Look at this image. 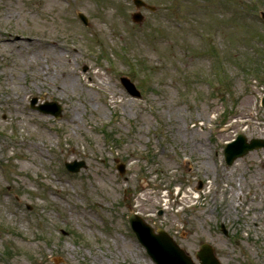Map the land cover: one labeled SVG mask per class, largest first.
Listing matches in <instances>:
<instances>
[{
    "label": "rangeland",
    "instance_id": "rangeland-1",
    "mask_svg": "<svg viewBox=\"0 0 264 264\" xmlns=\"http://www.w3.org/2000/svg\"><path fill=\"white\" fill-rule=\"evenodd\" d=\"M145 1L0 0V264H157L130 209L196 264H264V147L223 153L264 137V0Z\"/></svg>",
    "mask_w": 264,
    "mask_h": 264
},
{
    "label": "water",
    "instance_id": "water-1",
    "mask_svg": "<svg viewBox=\"0 0 264 264\" xmlns=\"http://www.w3.org/2000/svg\"><path fill=\"white\" fill-rule=\"evenodd\" d=\"M137 7L145 5L151 9L155 6L147 4L144 0H134ZM86 20L84 14H80ZM264 17V12H262ZM143 15L140 12L133 14L135 21H141ZM121 82L126 87L128 92L134 96H140L141 92L136 87L134 82L128 76H122ZM37 98H32L31 106L34 107ZM264 106V96L262 98ZM37 108L45 113H52L59 117L62 112V106L57 101H46L37 106ZM264 147V137H254L248 140L246 135L239 134L236 139L228 142L224 148V154L228 164H232L234 160L251 150ZM84 160H74L66 162V166L71 171H78L82 166H85ZM120 171L124 172V164L121 163ZM132 228L138 236L139 240L144 244L148 253L158 264H196L192 257L176 242V240L162 228L155 232L154 228L147 223L142 216L134 211L129 215ZM197 256L201 260L200 264H222L214 253V248L209 243L201 245L197 251Z\"/></svg>",
    "mask_w": 264,
    "mask_h": 264
},
{
    "label": "bare ground",
    "instance_id": "bare-ground-1",
    "mask_svg": "<svg viewBox=\"0 0 264 264\" xmlns=\"http://www.w3.org/2000/svg\"><path fill=\"white\" fill-rule=\"evenodd\" d=\"M48 35V34H47ZM25 38V37H24ZM40 38L39 37H30L28 39V41L30 42L29 45H32V44H35L37 42H41V44L45 45L46 47H49V48H55V49H58V50H61V49H64L66 47H64V45L60 42V41H57L55 39H51L49 37H45L41 40H39ZM6 40V39H5ZM36 51V50H35ZM37 52V51H36ZM35 52V53H36ZM35 53H33L32 55H35Z\"/></svg>",
    "mask_w": 264,
    "mask_h": 264
}]
</instances>
